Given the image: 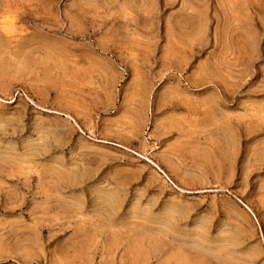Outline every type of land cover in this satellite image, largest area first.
<instances>
[{
    "label": "rangeland",
    "instance_id": "rangeland-1",
    "mask_svg": "<svg viewBox=\"0 0 264 264\" xmlns=\"http://www.w3.org/2000/svg\"><path fill=\"white\" fill-rule=\"evenodd\" d=\"M193 263L264 264V0H0V264Z\"/></svg>",
    "mask_w": 264,
    "mask_h": 264
},
{
    "label": "bare ground",
    "instance_id": "bare-ground-1",
    "mask_svg": "<svg viewBox=\"0 0 264 264\" xmlns=\"http://www.w3.org/2000/svg\"><path fill=\"white\" fill-rule=\"evenodd\" d=\"M141 247V246H140ZM142 248V247H141ZM136 251V250H135ZM136 253V252H135ZM179 257V256H178ZM135 258V257H134ZM183 259V258H182ZM172 260V259H171ZM185 261H187V260H185ZM190 261V260H189ZM189 261H187V262H189ZM184 262V261H183ZM193 262V261H192ZM135 263V262H134ZM194 264V263H193Z\"/></svg>",
    "mask_w": 264,
    "mask_h": 264
}]
</instances>
